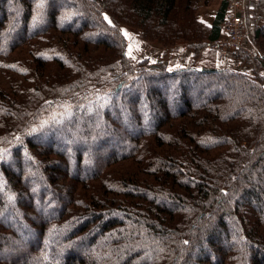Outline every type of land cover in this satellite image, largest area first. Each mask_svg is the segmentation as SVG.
Wrapping results in <instances>:
<instances>
[{
	"label": "trees",
	"instance_id": "1",
	"mask_svg": "<svg viewBox=\"0 0 264 264\" xmlns=\"http://www.w3.org/2000/svg\"><path fill=\"white\" fill-rule=\"evenodd\" d=\"M209 2L0 0V264H189L216 217L226 244L196 264H264V190L251 187L264 189V0H246L251 72L192 65L221 35L227 1L212 24ZM123 24L186 44L191 64L135 61ZM209 78L208 96L182 88L177 109L162 98L169 82ZM151 99L162 116L148 123Z\"/></svg>",
	"mask_w": 264,
	"mask_h": 264
},
{
	"label": "rangeland",
	"instance_id": "2",
	"mask_svg": "<svg viewBox=\"0 0 264 264\" xmlns=\"http://www.w3.org/2000/svg\"><path fill=\"white\" fill-rule=\"evenodd\" d=\"M59 5V4H58ZM8 6V5H6ZM60 6V5H59ZM202 4H201V9H202ZM40 21H38V19H36L35 23H39ZM122 28V31L126 37V40H127V53L130 55V57L132 59H134L135 61H142V60H148L149 63H155V62H158L159 60L163 59L166 61L167 63V67L169 66L168 63H169V58H168V54H167V49L169 48H165L164 46H161L164 47L165 51L161 52V51H151V50H147V47L146 46H159L158 42L157 41H148L144 38H142L139 34V31L135 28H133L132 26H129V25H125L123 24L121 26ZM179 44V43H178ZM173 46V45H172ZM171 47V46H170ZM206 49L208 50H212L213 52H215L213 49L205 46ZM207 52V55L209 56H215V53L213 52ZM243 51V50H242ZM244 52V51H243ZM148 53V54H147ZM246 53V52H244ZM247 54V53H246ZM150 55V58H153L155 55L158 57L157 60L155 62H150L149 59H147L146 56H149ZM248 55V54H247ZM253 58V57H252ZM255 58V57H254ZM196 65V62L193 63L192 65ZM169 68V67H168ZM212 78H209V79H204V80H200L199 82H196L194 83L193 81H190L189 83H185V82H169L167 83V85L164 87V91H163V94H162V98H169L170 100H168V108L169 109H177L179 107V92L181 91L182 88H184L185 90L188 91V93L194 98V99H197L196 98V94L197 93H202V96H208L210 94H212L213 92L217 91L218 89V84H217V81L215 80H211ZM158 87L156 85V83H154V85H151V87H149L147 90L148 92L149 91H152L153 89L156 90ZM235 92V91H234ZM236 93L238 94L239 92L236 91ZM151 103L155 106L154 110L151 111L149 114H148V118H147V121L148 123H153V117L154 115L157 113H160V117L162 116V113H161V110H160V105L159 103H156V101H153L151 99ZM127 107V106H126ZM99 122V121H97ZM95 123L94 126H90V124H87V123H81L79 124V130L83 129V128H88V129H92L93 130V134H92V138L96 137L97 134H99L101 137H106L109 135V132L106 130L107 128V124L105 123L104 125L101 124H98V123ZM125 125H127V123L125 122ZM49 135H52V132H49ZM56 138V137H55ZM62 137H59L57 136V138L55 139L56 142L62 146V141H61ZM95 142H90L89 144L90 145H93ZM121 146V148L125 147L126 145V142H120L119 139H116V137H112L111 139L109 138L108 141H107V147L109 148H117V145ZM122 144V145H121ZM79 148V147H78ZM91 161H85L84 163V169L85 171H91L93 168ZM63 164V162H62ZM74 169V166L73 164L71 165ZM75 170V169H74ZM71 169V171H74ZM76 171V170H75ZM260 175V174H259ZM258 176V175H257ZM41 176L40 175H36V179H39ZM251 187H254L255 189H257L258 187H261L260 190H264L263 189V186H259V182L254 179V180H251ZM63 189V187H62ZM253 190V189H252ZM251 190V198H252V202L255 204H259L261 205V201L259 202L258 201V197L256 196V193ZM64 194L63 190L61 191L60 190V193L58 194ZM262 196H263V199H262V202L264 204V192H262ZM164 200V199H163ZM165 203H169L168 200H164ZM49 206H45L44 207V210L45 211V214H49ZM219 218L216 217L213 219V222L211 224V227L209 232L207 234H205L203 236V243H201V245H203L202 249L198 248L197 245H195V247H193V257L191 258V261H189V264H196L197 263V260L201 257H204L208 254H210V251L211 250H216V248H219L221 245H225L226 242H225V238L223 237L222 235V232H221V229L219 227ZM229 227V231L230 232H234L235 233V230H233L231 228V225L229 224L228 225ZM24 229L26 231L25 233V236H29L30 234L27 233V232H30V228L25 226L23 223L22 224H19V229ZM57 236H59L58 234H54L53 237L56 238ZM211 242V243H210ZM209 244V245H208ZM84 245V239L82 240H79L76 242L75 246L77 248H80ZM211 256V255H210ZM204 264H207V263H204Z\"/></svg>",
	"mask_w": 264,
	"mask_h": 264
},
{
	"label": "crops",
	"instance_id": "3",
	"mask_svg": "<svg viewBox=\"0 0 264 264\" xmlns=\"http://www.w3.org/2000/svg\"><path fill=\"white\" fill-rule=\"evenodd\" d=\"M226 1L227 0H210L208 5L202 7L200 11V17L204 19L208 24H212V22L216 18L217 11L221 3L226 2ZM260 1L261 0H248V4H250V7L254 8L255 10V3L260 2ZM261 4H264V3H261ZM261 9H264V7H262ZM221 33H222V30H220L219 35ZM158 45L159 46H146V47H147V50H151V51L155 50V51L163 52L166 50L160 44ZM166 51H167L168 58H169V63H168L169 69L186 67L191 64L192 52L186 46V44L184 43L175 44L169 47ZM211 51L212 50H208L204 48L196 61V65L194 64L193 66L197 69L215 67V68H230V69H236V70H244V71H249V72H251L253 70V67L256 66V65H253L255 64L254 60H253V64H251V63L245 62L239 57L242 50H236L230 55H221L216 51L215 52L212 51L213 53H215V56L207 55V52H211ZM146 57L147 59H149L150 62H155L158 58L156 55L153 58H150V55ZM262 72L264 73V69L262 70Z\"/></svg>",
	"mask_w": 264,
	"mask_h": 264
},
{
	"label": "built area",
	"instance_id": "4",
	"mask_svg": "<svg viewBox=\"0 0 264 264\" xmlns=\"http://www.w3.org/2000/svg\"><path fill=\"white\" fill-rule=\"evenodd\" d=\"M221 30L219 37L206 42L207 47L221 55H230L238 49L253 58L260 55L250 38L245 0H227Z\"/></svg>",
	"mask_w": 264,
	"mask_h": 264
}]
</instances>
